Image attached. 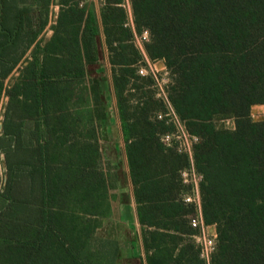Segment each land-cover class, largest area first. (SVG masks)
<instances>
[{"label": "trees", "instance_id": "trees-1", "mask_svg": "<svg viewBox=\"0 0 264 264\" xmlns=\"http://www.w3.org/2000/svg\"><path fill=\"white\" fill-rule=\"evenodd\" d=\"M49 2L0 0L1 28L17 26L12 44L0 54V89L35 44L32 60L7 91L0 136L6 170L0 194V264H95L87 244L97 218L108 210L97 146L85 140L79 127L86 121L85 111H76L72 118L67 107L72 94L50 80L54 73L43 61L37 64L41 49L35 41L47 23ZM94 4L59 0L53 26L51 41L67 43L75 52L71 70L77 81L82 76L78 29L85 22L80 40L87 57L98 22ZM120 4L122 0H102L99 5L107 39L109 25L113 32L123 29L126 15ZM129 4L136 33L146 30L150 35L148 57L163 60L167 72L164 91L155 102L168 106L186 133L197 138L192 151L195 169L202 175L201 217L215 231V245L207 256L201 254L195 238L200 232L190 220L186 239L152 232L143 239L146 250H153L147 264H264V120L249 117L253 105L264 104V0ZM67 15L71 27L61 29ZM125 38H132L128 30ZM4 42L0 32V45ZM141 65L137 77L147 78V86L159 90L158 73ZM119 75L114 76L115 85L126 86L125 74ZM77 97L76 104L84 105L83 96ZM70 118L75 128L69 129ZM227 119L233 121L232 130L216 125Z\"/></svg>", "mask_w": 264, "mask_h": 264}, {"label": "crops", "instance_id": "crops-1", "mask_svg": "<svg viewBox=\"0 0 264 264\" xmlns=\"http://www.w3.org/2000/svg\"><path fill=\"white\" fill-rule=\"evenodd\" d=\"M93 6L98 22L87 57L80 40L85 22L80 24L77 34L82 67L80 81L71 70L75 52L67 43L51 41L60 12L59 0H50L47 23L35 41H40L41 49L37 64L40 66L43 61L47 70L54 73L50 80L66 86L67 94H72L67 102L72 118L76 111H85L86 121L79 122V127L84 128L82 136L97 146L98 166L106 181L104 204L108 210L106 215L97 218V227L88 240L93 261L95 264H147V256L153 250H146L144 238L148 239L152 232H162L186 239L192 230L188 221L201 214L202 175L195 169L192 151L197 138L186 134L192 143L188 147L181 145L175 136L173 118L166 120L171 116L170 109L155 102L161 98L163 87L159 84L158 90L147 86V78L137 77L135 70L143 68L142 62L148 67L157 65L159 79L167 72L163 60L152 62L148 57L145 45L150 42V35L146 30L136 33L131 7L120 4L126 15L123 29L113 32L109 25L111 34L107 39L99 15L100 6ZM64 20L61 29H70L68 15ZM126 30L132 35L129 40L125 38ZM34 45L26 50L29 55H23L25 60L20 70L32 60ZM44 46L46 51H42ZM62 71L66 75L62 76ZM121 73L128 80L124 87L114 83V76ZM143 73L147 74L146 70ZM149 95L150 102L145 100ZM77 96H83L84 105L76 104ZM67 125L69 129L76 126L71 118ZM69 132L71 140L73 136ZM188 198L191 201L187 202Z\"/></svg>", "mask_w": 264, "mask_h": 264}, {"label": "rangeland", "instance_id": "rangeland-1", "mask_svg": "<svg viewBox=\"0 0 264 264\" xmlns=\"http://www.w3.org/2000/svg\"><path fill=\"white\" fill-rule=\"evenodd\" d=\"M92 2H94L96 5H100L102 0H91ZM83 2L80 3V5H82ZM122 5L123 7L127 8L128 6H130L129 4V0H122ZM48 32V31H47ZM46 32V33H47ZM45 33V35H46ZM25 56L29 55L28 52L24 53ZM25 56L23 58H25ZM25 60V59H24ZM24 60H20V62L12 69V71L5 77V79L2 81V87L0 89V136L2 135V123L4 121V114H5V110L9 101V97L7 95V91L9 89V87L11 86V84H13L19 77V72H20V68L22 66V61ZM149 71L152 73H157L160 71V68L157 67V65L155 64H150L149 66ZM161 80H159V84H161V86L163 84H165L167 81V75H163V77L160 78ZM165 82V83H164ZM249 117L252 121L258 122V121H263L264 120V104H256L253 105L250 108V113H249ZM216 125L217 126H221L222 128L228 129V130H232L233 128V121L231 119H227V120H220V121H216ZM178 141H180L181 145H183L184 147H188L191 145L192 143V139H190L189 136H186V138H180ZM3 154V161L0 160V194L1 191L3 189L4 186V182H5V178H6V170H5V166H4V153L2 151V149H0V154ZM197 177V176H196ZM194 177V178H196ZM2 201H1V197H0V207L2 206ZM206 228H203L204 230V239H201V237L199 238V241H204L207 242V240H209L211 238V234H215L214 229H209L208 226H205ZM213 227V226H212ZM197 241V240H196ZM201 243V242H200Z\"/></svg>", "mask_w": 264, "mask_h": 264}, {"label": "built area", "instance_id": "built-area-1", "mask_svg": "<svg viewBox=\"0 0 264 264\" xmlns=\"http://www.w3.org/2000/svg\"><path fill=\"white\" fill-rule=\"evenodd\" d=\"M139 73L142 74L143 70H139ZM170 114H171V117L174 120V124H175V128H176L175 136L177 137L178 140L180 138H184L185 139L187 133H186L183 125L176 119V117L173 115V112L171 110H170ZM0 160L3 161V154L2 153L0 154ZM194 177H196V176H193V178ZM194 180H197V177L194 178ZM186 201L189 202V201H191V199L188 198V199H186ZM190 226L193 227V228H198L199 229L200 234H199L198 238L196 239L197 240L196 242L201 246V254L203 256H207L214 248V245H215V234H211V238L209 240H207V242L199 241L200 237H201V239L205 240L204 239V230H203V228H205V227H204V224H203L202 217H201L200 213H198V215L196 217H193V218L190 219Z\"/></svg>", "mask_w": 264, "mask_h": 264}, {"label": "flooded vegetation", "instance_id": "flooded-vegetation-1", "mask_svg": "<svg viewBox=\"0 0 264 264\" xmlns=\"http://www.w3.org/2000/svg\"><path fill=\"white\" fill-rule=\"evenodd\" d=\"M0 7H1V4H0ZM1 15V14H0ZM0 32L1 33H3V35H4V38H5V42L2 44V45H0V47L1 46H3V49L7 46V45H10V44H12V42H13V40L15 39V36H16V32H17V26H15L13 29H11V30H8V29H2L1 28V24H0ZM10 42V43H9ZM3 49H2V51H3ZM1 51V52H2ZM1 52H0V54H1ZM23 57V56H22ZM22 57H21V59H22ZM20 59V60H21Z\"/></svg>", "mask_w": 264, "mask_h": 264}, {"label": "water", "instance_id": "water-1", "mask_svg": "<svg viewBox=\"0 0 264 264\" xmlns=\"http://www.w3.org/2000/svg\"><path fill=\"white\" fill-rule=\"evenodd\" d=\"M9 43H10V42H9ZM2 49H3V46L0 47V52L2 51Z\"/></svg>", "mask_w": 264, "mask_h": 264}]
</instances>
